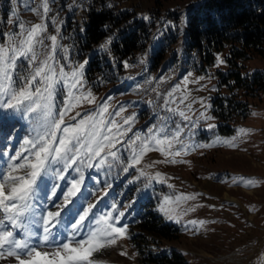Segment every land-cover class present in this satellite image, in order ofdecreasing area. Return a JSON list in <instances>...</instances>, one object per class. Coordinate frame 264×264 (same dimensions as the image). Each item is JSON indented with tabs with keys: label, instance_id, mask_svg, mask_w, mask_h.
I'll return each mask as SVG.
<instances>
[{
	"label": "rangeland",
	"instance_id": "rangeland-1",
	"mask_svg": "<svg viewBox=\"0 0 264 264\" xmlns=\"http://www.w3.org/2000/svg\"><path fill=\"white\" fill-rule=\"evenodd\" d=\"M3 1L7 26L0 47L7 48L10 37L19 35L20 24H43V43L36 49L39 60H43L51 53L52 41L48 37L57 36L55 59L49 63L57 72L63 66L69 78L54 89V112L59 113L70 101L75 104V96L90 90L96 103L72 107L64 117L67 124L77 123L85 114L97 113L106 103L108 113L104 119L115 120L122 126L121 132L131 129L127 135L117 137L120 143L113 150L119 159L109 157L110 166H87L95 165L99 158H85L84 163L78 161L67 171H63V164L50 166L49 173L38 182L34 214L28 216V234L35 238L37 250L54 253L70 240L75 246V241L85 239L98 227L97 219L112 211L113 216L124 214L118 226L127 225V236L94 251L89 257L92 264H156L152 260L173 259L174 253L181 256L182 264H264V89L257 95L237 98L247 101L249 113L243 118L232 117L234 130L230 133L222 131V121L213 111L216 97L230 94L228 85L222 82L223 75L236 67L243 75L264 74V55L236 58L233 63L232 47L226 45L208 63L196 52H189L185 45L188 13L202 0H48L47 13L43 12V0ZM105 9H112L120 20L104 39L86 48L81 40L85 19L92 10ZM135 20L152 26L145 50L124 60L127 66L123 74L95 89L87 78L92 57L103 53L124 33V25ZM109 23L106 28L111 26ZM135 25L133 22L126 28ZM106 43V48L101 47ZM218 57L225 62L217 64ZM85 61L83 86L72 89L71 73ZM33 67L27 59H19L13 74L14 86H19ZM117 112L120 115H115ZM180 112L190 119L185 120ZM129 116L134 119L126 125L124 120ZM210 124L213 127L209 128ZM160 130L167 135L179 130L183 146L173 141L171 149L165 145V152H161L152 144L140 163L124 172L140 144L130 142L137 135L144 139ZM37 131L38 125L22 110L0 109V180L10 171V164L23 163L22 157L29 156L24 150L29 146L24 142L33 139ZM168 151L173 155H167ZM176 151L181 154L176 156ZM18 152L21 158L12 161L10 157ZM173 159L177 162L171 163ZM23 171L13 174L21 175ZM81 176L80 192L57 222L48 225L50 240L44 243V215L58 210L72 181ZM249 180L253 184H248ZM145 198L154 202L163 223L172 225L169 238L146 234L136 227L139 203ZM90 204L95 207L89 217L74 230L71 225ZM0 264L17 262L5 256Z\"/></svg>",
	"mask_w": 264,
	"mask_h": 264
},
{
	"label": "snow or ice",
	"instance_id": "snow-or-ice-1",
	"mask_svg": "<svg viewBox=\"0 0 264 264\" xmlns=\"http://www.w3.org/2000/svg\"><path fill=\"white\" fill-rule=\"evenodd\" d=\"M43 12L50 11L48 0H43ZM147 19V17H145ZM12 21H10L11 23ZM20 33L18 36L10 37V44L7 48L0 47V109H10L14 111H23L31 120H33L39 128L36 136L33 139L26 140L24 143L29 147L24 149L29 153V156L22 157L23 163L10 164V171L5 173L3 179L0 180V209L6 214L4 220L9 224L4 226V220H0V259L5 257H13L17 264H92L89 259L91 254L108 245H113L119 238L127 236V225L118 226V222L124 215L122 212L113 216L112 211L102 215L96 220L98 227L93 228L85 239L75 241V246L70 240L62 243L57 247L54 253L41 252L28 239H17L14 229L24 226L25 218L34 214L33 198L38 189L40 179L49 173L50 166L63 164V171L73 167L78 161L85 162L88 160H96L95 165L88 164V167H102L109 165V157L112 160H118L117 152L113 149L116 144L120 143L117 137L127 135L131 129L120 131L121 125L116 124L115 120L106 121L104 114L108 113V105L102 104L100 110L95 114H85L77 123L67 124L64 117L72 107L86 102L87 104H95L96 98L89 90L87 93H81L75 96V104L71 101L59 113H55L54 108V89L56 85L68 80V74L64 72L63 66L57 72L54 64L49 63L55 59V51L58 47L57 36L48 37L52 41L51 53L43 59L39 60L37 54V46L43 43L41 35L46 31L43 24H34L30 27L20 24ZM101 47L106 48L107 43ZM21 58L27 59L30 65L34 64L32 70L24 76L23 81L19 86H14L13 74L17 68V61ZM225 61L217 58V64H223ZM84 63L71 73L70 87L77 89L82 87ZM127 66V65H125ZM57 76L60 79H57ZM190 107V105H189ZM124 109H120V112ZM120 112L115 115H120ZM80 116V113H76ZM180 115L185 120L190 117L184 112ZM75 119V117H71ZM134 119L129 116L124 120V124H129ZM63 126V127H62ZM209 128L213 125H208ZM244 131V130H242ZM151 132V130H150ZM59 133V135H58ZM181 133L177 130L172 135L163 134L160 130L158 134H153L142 139L139 135L135 140L131 141L132 145H136V141H140L138 151H133L130 163L123 168L124 172H128L129 168L139 164L143 155L151 150L150 145L155 144L157 150L165 152L171 149L173 141L180 143ZM186 147V146H184ZM167 155H173L168 151ZM180 151H176L175 155L179 156ZM21 158V153L10 157L12 161ZM171 163H176V160H171ZM110 166V165H109ZM20 170H24L21 175H14ZM79 171V169H76ZM144 173L141 172V175ZM160 174L157 173V176ZM60 178H63L62 173ZM83 177L80 180H73L71 187L64 193L63 203L57 205V211H47L43 217L44 235L42 241L48 243L50 240V228L48 225H54L61 212L72 203V198L80 192L79 185L82 183ZM248 184H253V181H247ZM55 195V189L52 191ZM167 201L168 198L166 197ZM95 205H88L79 214L78 219L71 227L75 230L83 225L84 221L89 217V213ZM116 206L113 205V209ZM165 209L162 208L161 211ZM201 224L204 221L200 222ZM35 235V234H33ZM63 253V254H62ZM125 255L126 253H121ZM53 257V258H49ZM58 257L59 259H55Z\"/></svg>",
	"mask_w": 264,
	"mask_h": 264
},
{
	"label": "trees",
	"instance_id": "trees-1",
	"mask_svg": "<svg viewBox=\"0 0 264 264\" xmlns=\"http://www.w3.org/2000/svg\"><path fill=\"white\" fill-rule=\"evenodd\" d=\"M5 3H0V40L5 38L3 29L7 26V11L2 8ZM119 20L112 9L100 12L92 10L85 19L87 24L84 38H81L83 45L91 48L99 43L114 30ZM133 22L136 24L134 28H126ZM133 22L124 25V33L120 30L123 34L103 53L97 52L92 57L87 78L95 89H100L102 84L123 74L126 69L124 60L132 59L135 52L145 50L151 39L152 26L146 21ZM107 23L111 24L108 28L105 27ZM185 45L189 52H196L208 63L226 45L232 47L233 63L236 58L264 55V0H202L192 5L188 13ZM222 82L228 85L230 94L217 96L213 102V111L222 121V131L230 133L234 130L232 117L243 118L249 113L247 101H238L237 98L241 95L254 96L263 90L264 74L243 75L236 67L223 75ZM138 214L139 219L135 225L142 232L170 237L172 225L163 223V217L152 200L147 201L145 198L140 201ZM152 261L156 264H182V258L177 253H174L173 259Z\"/></svg>",
	"mask_w": 264,
	"mask_h": 264
},
{
	"label": "bare ground",
	"instance_id": "bare-ground-1",
	"mask_svg": "<svg viewBox=\"0 0 264 264\" xmlns=\"http://www.w3.org/2000/svg\"><path fill=\"white\" fill-rule=\"evenodd\" d=\"M252 191V190H251ZM228 197H231L228 193L226 194Z\"/></svg>",
	"mask_w": 264,
	"mask_h": 264
}]
</instances>
